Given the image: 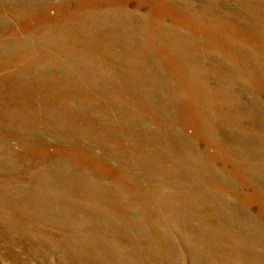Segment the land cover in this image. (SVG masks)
Returning <instances> with one entry per match:
<instances>
[{"label":"rangeland","instance_id":"1","mask_svg":"<svg viewBox=\"0 0 264 264\" xmlns=\"http://www.w3.org/2000/svg\"><path fill=\"white\" fill-rule=\"evenodd\" d=\"M0 264H264V0H0Z\"/></svg>","mask_w":264,"mask_h":264},{"label":"bare ground","instance_id":"2","mask_svg":"<svg viewBox=\"0 0 264 264\" xmlns=\"http://www.w3.org/2000/svg\"><path fill=\"white\" fill-rule=\"evenodd\" d=\"M222 1V0H221ZM220 4V3H219ZM222 5V4H221ZM223 6V5H222ZM224 7V6H223ZM247 20V19H246ZM242 23V22H241ZM240 106V105H239Z\"/></svg>","mask_w":264,"mask_h":264}]
</instances>
